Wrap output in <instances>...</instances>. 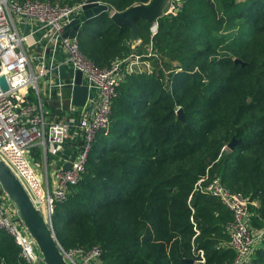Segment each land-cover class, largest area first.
<instances>
[{
	"label": "trees",
	"instance_id": "obj_1",
	"mask_svg": "<svg viewBox=\"0 0 264 264\" xmlns=\"http://www.w3.org/2000/svg\"><path fill=\"white\" fill-rule=\"evenodd\" d=\"M99 1L110 10L80 27L82 53L101 68L142 54L152 68L126 71L122 62L110 121L81 178L54 204L59 244L97 245L102 264H231L232 212L194 188L219 176L251 202V227L264 229V0H180L174 13L158 18L153 36L151 24L137 20L135 51L129 27L110 15L149 0ZM150 42L155 54L147 56ZM57 105V98L48 103L51 117L63 114ZM233 138L239 141L228 149ZM0 264H27L2 228ZM248 264H264V230Z\"/></svg>",
	"mask_w": 264,
	"mask_h": 264
},
{
	"label": "built area",
	"instance_id": "obj_2",
	"mask_svg": "<svg viewBox=\"0 0 264 264\" xmlns=\"http://www.w3.org/2000/svg\"><path fill=\"white\" fill-rule=\"evenodd\" d=\"M85 1L67 4L51 0H0V76L7 82L6 89L0 84V158L24 184L52 229L55 202L64 201L69 187L81 178L98 131L110 121L122 62L126 61V71L148 72L152 68L142 54L136 53L108 67H98L82 53L77 36H64V25L82 13ZM179 4L180 0H170L166 13H174ZM150 30L153 36L157 25H151ZM149 44L147 56L155 54L152 42ZM63 65L71 69L65 75L60 72ZM76 70L81 71L82 83L88 87L82 109L72 103ZM64 88L70 89L67 108L61 98ZM54 98L58 108L64 110L61 116L51 117L44 108ZM38 144L53 153L66 152L67 145L71 147L72 153L63 159V164L70 162L69 168L61 166L54 170V188H43L36 175L32 149ZM194 189L218 198L232 212L233 219L227 224L228 245L235 253L231 264H248L261 245L264 230L251 227V202L230 191L219 176L207 183L199 179ZM0 228L13 237L27 264H44L1 187ZM62 251L70 264H102V250L97 245ZM197 261H204L202 250L198 251Z\"/></svg>",
	"mask_w": 264,
	"mask_h": 264
},
{
	"label": "water",
	"instance_id": "obj_3",
	"mask_svg": "<svg viewBox=\"0 0 264 264\" xmlns=\"http://www.w3.org/2000/svg\"><path fill=\"white\" fill-rule=\"evenodd\" d=\"M169 8L168 0H149L147 3L135 4L123 11H112L110 17L119 26L129 27V40L136 44L140 39L138 19H143L151 25H157L159 17L164 15ZM110 6L99 0H86L82 5V13L72 18L64 25V36L75 37L82 24L102 12L109 11ZM0 84L3 89L7 88L4 76H0ZM23 93L22 91H20ZM88 94V87L82 83V73L76 70L74 73V84L72 87V103L82 109ZM177 119L185 121V114L181 106L176 109ZM239 139L233 138L226 144L228 149H233ZM80 144L82 142H79ZM70 148V145H67ZM70 162L64 163V168H69ZM0 187L13 204L15 214L24 230L34 241L40 252L41 261L44 264H70L62 251L54 230L46 220L42 209L36 206L24 184L11 169V167L0 158ZM188 264H193L192 259H186Z\"/></svg>",
	"mask_w": 264,
	"mask_h": 264
},
{
	"label": "crops",
	"instance_id": "obj_4",
	"mask_svg": "<svg viewBox=\"0 0 264 264\" xmlns=\"http://www.w3.org/2000/svg\"><path fill=\"white\" fill-rule=\"evenodd\" d=\"M132 48L133 51H135L136 47H132ZM129 66L132 67L131 64ZM67 67L68 66L66 65L61 66L60 72L65 75L66 70L67 71L71 70L70 68ZM133 67L135 66L133 65ZM44 108L48 111V113H52L50 107H48V103H45ZM71 153H72L71 147L67 149V152L62 151L59 153L57 152L53 153L48 148H45L42 144H38L34 146V150H33L34 164H35L34 167H35L36 175L40 179L43 188L56 187L57 182L54 178V174H53L54 170L58 167L63 166L64 157L70 156ZM35 156H37L36 161H35ZM252 202H254V204L257 203L256 201H252Z\"/></svg>",
	"mask_w": 264,
	"mask_h": 264
},
{
	"label": "rangeland",
	"instance_id": "obj_5",
	"mask_svg": "<svg viewBox=\"0 0 264 264\" xmlns=\"http://www.w3.org/2000/svg\"><path fill=\"white\" fill-rule=\"evenodd\" d=\"M170 0H168V3H169ZM151 28V27H150ZM130 42V41H129ZM141 43V38L138 40V42L136 44H132V42H130V46L131 47H136L138 44ZM69 96H70V89L69 88H64L62 89V95H61V98L63 99L64 101V108H67L68 106V99H69ZM36 146V145H35ZM32 159H33V163H34V156H33V150H32ZM36 158L37 156H35V161H36ZM35 166V164H34Z\"/></svg>",
	"mask_w": 264,
	"mask_h": 264
}]
</instances>
